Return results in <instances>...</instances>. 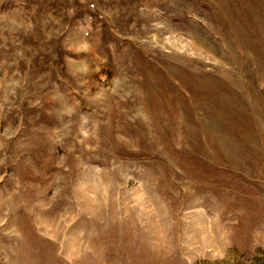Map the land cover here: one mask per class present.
Segmentation results:
<instances>
[{"label":"rangeland","instance_id":"obj_1","mask_svg":"<svg viewBox=\"0 0 264 264\" xmlns=\"http://www.w3.org/2000/svg\"><path fill=\"white\" fill-rule=\"evenodd\" d=\"M0 264H264V0H0Z\"/></svg>","mask_w":264,"mask_h":264}]
</instances>
